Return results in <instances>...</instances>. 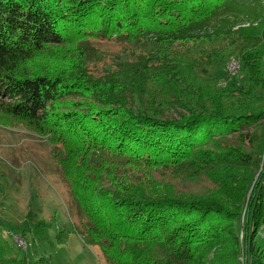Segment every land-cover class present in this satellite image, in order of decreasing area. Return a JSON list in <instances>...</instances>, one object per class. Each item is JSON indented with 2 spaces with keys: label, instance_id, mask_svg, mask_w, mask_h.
<instances>
[{
  "label": "trees",
  "instance_id": "obj_1",
  "mask_svg": "<svg viewBox=\"0 0 264 264\" xmlns=\"http://www.w3.org/2000/svg\"><path fill=\"white\" fill-rule=\"evenodd\" d=\"M245 1L0 0V127H23L60 150L73 230L109 264H264V158L242 134L264 120V15L240 8ZM101 41L127 47L115 72L97 69L92 43ZM54 47L78 54L43 71L37 63L52 64ZM231 47L247 84L217 91L208 68ZM143 98L146 110L133 111ZM162 104L189 115L164 118ZM92 153L100 164L89 165ZM158 173L205 176L217 193L161 183L156 193ZM30 220L21 238L50 242L48 222ZM0 264H28L1 221Z\"/></svg>",
  "mask_w": 264,
  "mask_h": 264
},
{
  "label": "rangeland",
  "instance_id": "obj_2",
  "mask_svg": "<svg viewBox=\"0 0 264 264\" xmlns=\"http://www.w3.org/2000/svg\"><path fill=\"white\" fill-rule=\"evenodd\" d=\"M249 13L259 12L264 15V3L254 1H245L239 6ZM245 16V15H243ZM99 52L96 56L99 61L96 63L97 69L104 66L108 71L115 72L118 61H122L127 57V47L118 42L101 41L92 43ZM59 48V54L55 49ZM61 47L50 49L54 53H46L45 55H53L52 64H45L49 61L42 58L37 63L43 71L48 69L58 70L60 66L66 62L73 63L77 49L65 52ZM63 58L62 61L56 57ZM55 58V59H53ZM237 59V50L231 47L222 53L215 62L208 68L209 73L216 74L217 80L214 81V88L217 91H232L230 84L235 86L243 84L246 86L247 80L242 64L239 63L233 76H228L224 71L228 64ZM239 61V60H238ZM240 62V61H239ZM94 80L97 77H92ZM198 78V77H197ZM196 79V78H195ZM197 83L205 85L206 82L199 81ZM222 82L221 85L219 83ZM225 82V85L223 84ZM232 96V95H230ZM146 98V97H145ZM229 98V95H228ZM226 98L225 106L234 104L233 100ZM76 103L84 104L86 101L81 97L74 98ZM145 99L142 104L137 100L131 102L133 111L146 110L144 106ZM162 102L160 99L156 103ZM163 103V102H162ZM223 103V102H222ZM172 104V102H170ZM255 105L262 106L257 101ZM159 115L164 118H177L179 115H189L180 106L157 105ZM195 113H198L197 110ZM248 133L252 142H245V149L253 154L260 155L264 158V120H260L255 125L248 127L242 131V134ZM231 139V136L225 137ZM219 142L220 140H216ZM233 141V140H232ZM239 144V142H236ZM61 152L52 146L46 137L30 133L23 127L19 128H2L0 127V221L3 228H9L12 242L22 249L26 255L28 264H109L103 258L100 251L94 247L86 245L83 240L82 233H76L74 226L79 225V217H77L76 205L69 197V189L66 181L62 178L60 170L56 167V159L61 157ZM101 156L92 153L89 157V165L95 166L101 163ZM129 173L138 174L140 171H131ZM157 178L154 184L158 185L156 193L160 191L162 186L172 188L176 193L181 194H214L217 188L210 183L205 177L201 176L196 179H174L166 176L162 177L159 173L154 174ZM257 177V176H256ZM256 179V178H255ZM161 187V188H160ZM29 216V217H28ZM33 218L35 220H43L49 224V241L35 240L31 233L26 232V238H21V232L24 229L25 219ZM30 220V225L33 224ZM30 228V227H29ZM59 233L64 234V239L60 241ZM260 241V244H263ZM241 264H246L245 258H240ZM248 264V263H247Z\"/></svg>",
  "mask_w": 264,
  "mask_h": 264
},
{
  "label": "built area",
  "instance_id": "obj_3",
  "mask_svg": "<svg viewBox=\"0 0 264 264\" xmlns=\"http://www.w3.org/2000/svg\"><path fill=\"white\" fill-rule=\"evenodd\" d=\"M238 66H239V61L237 59H234L228 64L227 68H225L224 71L228 76H233ZM221 84L222 82L219 83V85ZM223 84L225 85V82Z\"/></svg>",
  "mask_w": 264,
  "mask_h": 264
}]
</instances>
